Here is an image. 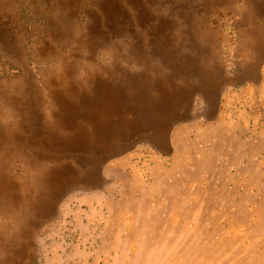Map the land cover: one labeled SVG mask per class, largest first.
<instances>
[{
    "label": "rangeland",
    "instance_id": "374dc122",
    "mask_svg": "<svg viewBox=\"0 0 264 264\" xmlns=\"http://www.w3.org/2000/svg\"><path fill=\"white\" fill-rule=\"evenodd\" d=\"M0 264H264V0H0Z\"/></svg>",
    "mask_w": 264,
    "mask_h": 264
}]
</instances>
